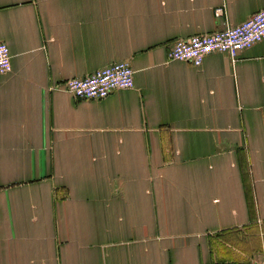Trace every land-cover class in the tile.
<instances>
[{
  "label": "crops",
  "instance_id": "obj_1",
  "mask_svg": "<svg viewBox=\"0 0 264 264\" xmlns=\"http://www.w3.org/2000/svg\"><path fill=\"white\" fill-rule=\"evenodd\" d=\"M222 8L224 16L215 17ZM264 0H0V264H255L264 41L169 61ZM133 88L63 90L116 63Z\"/></svg>",
  "mask_w": 264,
  "mask_h": 264
},
{
  "label": "built area",
  "instance_id": "obj_2",
  "mask_svg": "<svg viewBox=\"0 0 264 264\" xmlns=\"http://www.w3.org/2000/svg\"><path fill=\"white\" fill-rule=\"evenodd\" d=\"M222 16H224L223 9H216L215 17ZM262 41H264V8L239 25L224 23L221 31L193 35L175 41L169 49L168 60L186 62L197 68L210 54L222 53L234 60L239 52ZM10 71L9 49L6 44L0 42V76ZM133 86V70L127 62L113 64L82 79H69L62 85L63 90L74 99L97 101L106 99L113 92L132 89Z\"/></svg>",
  "mask_w": 264,
  "mask_h": 264
},
{
  "label": "rangeland",
  "instance_id": "obj_3",
  "mask_svg": "<svg viewBox=\"0 0 264 264\" xmlns=\"http://www.w3.org/2000/svg\"><path fill=\"white\" fill-rule=\"evenodd\" d=\"M259 262L264 263V251H263V253L261 255V259L259 260Z\"/></svg>",
  "mask_w": 264,
  "mask_h": 264
}]
</instances>
